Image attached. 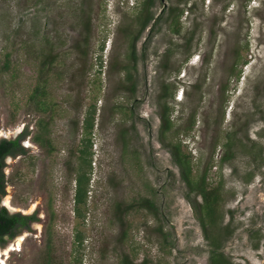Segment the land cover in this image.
Masks as SVG:
<instances>
[{"label":"rangeland","instance_id":"374dc122","mask_svg":"<svg viewBox=\"0 0 264 264\" xmlns=\"http://www.w3.org/2000/svg\"><path fill=\"white\" fill-rule=\"evenodd\" d=\"M165 2L140 30L161 0H0V139L29 130L27 151L5 158L0 204L38 217L0 264H210L177 143L220 185L207 233L231 264H264V0Z\"/></svg>","mask_w":264,"mask_h":264},{"label":"trees","instance_id":"16d2710c","mask_svg":"<svg viewBox=\"0 0 264 264\" xmlns=\"http://www.w3.org/2000/svg\"><path fill=\"white\" fill-rule=\"evenodd\" d=\"M150 3L151 0H143L142 6L147 10ZM150 20H152V18L146 11L145 14L142 16V18H140L141 21L140 30L144 28L145 25ZM132 47H134V42L132 43ZM42 95H44V90L37 87L34 90L31 99L34 100L37 106L39 104V107L45 108L43 107L44 101L37 99V97H41ZM93 114H94V109L89 112V116L85 120L84 129L88 132H90L93 127ZM43 122L44 121H42V124H40V126L42 128H45V124ZM172 125L173 123L171 122L167 114V109L164 108V110L161 112V125H160L161 134H164V132L169 131ZM28 131L29 130L26 127L25 130L22 131L14 139H7V138L0 139V198L5 194L4 187L6 181H5V172H4L5 169L4 158L7 155L16 156L19 154H23L24 152L27 151L26 147L22 146L21 141L24 140L26 136L29 134ZM34 139L37 142L42 143V141L39 139V136H37ZM87 141H88V145H87L88 148L91 146V144L89 142L90 141L89 139ZM81 151L83 152L84 150ZM171 153L173 156V161L179 167L181 178L185 182V185L188 188V192H195L199 194L202 198L201 203L197 204V208L200 213L199 219L201 222V226L204 230L205 238L211 241L210 244L213 246L210 249V264H231L228 261V258L225 257L223 252L219 249L220 244L216 239V237L209 235V233H207L206 231L207 230L206 225H209V228H213L216 225V221L220 219L221 216L218 208L219 198H220V194H219L220 185L216 184L214 186H209L208 182L205 181L206 179L205 173L204 174L202 173L200 175H194L192 173L189 156L186 154V152H182L180 143H177L172 146ZM88 154H90V152H88ZM76 182H77V186H76L77 192L74 198L76 203L75 211L78 216H82V213L80 212L79 208L81 207L82 204L85 203V197L87 191L86 185H88V177L82 174L77 177ZM141 206L150 209L153 206V204L151 201L145 200V202L141 203ZM194 208L196 209V205H194ZM37 219L38 217L36 216V213H31V214H21L19 212L10 213L5 206L0 204V245H3L4 242L6 241V239L4 238L5 235L11 238L15 236L20 229L26 228L28 230L30 229L29 226L30 223L36 221ZM76 239L79 244L82 242V236H79V234L76 236ZM49 257H50L49 255L46 257V264H51V262L49 261L50 260ZM122 264H135V263L128 261L127 259H123Z\"/></svg>","mask_w":264,"mask_h":264},{"label":"bare ground","instance_id":"6f19581e","mask_svg":"<svg viewBox=\"0 0 264 264\" xmlns=\"http://www.w3.org/2000/svg\"><path fill=\"white\" fill-rule=\"evenodd\" d=\"M5 204L8 205V206L11 205V204L8 203V199H6ZM20 241H21V238H18L17 241H16L17 243H15L13 246H9V248H7L5 251H3V253L0 251V263L4 262V259H3L4 255L7 254L9 252V250L14 249L15 245L16 246L20 245Z\"/></svg>","mask_w":264,"mask_h":264},{"label":"water","instance_id":"95a60500","mask_svg":"<svg viewBox=\"0 0 264 264\" xmlns=\"http://www.w3.org/2000/svg\"><path fill=\"white\" fill-rule=\"evenodd\" d=\"M161 2H162V7H161V9L159 10V12L154 16V18L152 19V21H151V25H150L149 29H151V28L153 27V25H154L155 22L157 21L159 15L165 10V8H166V6H167L165 0H161Z\"/></svg>","mask_w":264,"mask_h":264},{"label":"flooded vegetation","instance_id":"af4514ba","mask_svg":"<svg viewBox=\"0 0 264 264\" xmlns=\"http://www.w3.org/2000/svg\"><path fill=\"white\" fill-rule=\"evenodd\" d=\"M162 13H163V12H162ZM162 13H161V14H162ZM161 14H160V15H161ZM160 15H159V17H160ZM23 146H24V145H23ZM9 156H10V155H7L6 157H9ZM6 157H5V158H6ZM5 158H4V162H5ZM4 238H5V239H9V237H8L7 235H5Z\"/></svg>","mask_w":264,"mask_h":264}]
</instances>
